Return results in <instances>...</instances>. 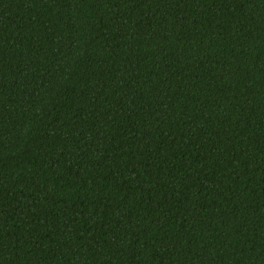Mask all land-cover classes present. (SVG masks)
<instances>
[{
  "label": "trees",
  "instance_id": "1",
  "mask_svg": "<svg viewBox=\"0 0 264 264\" xmlns=\"http://www.w3.org/2000/svg\"><path fill=\"white\" fill-rule=\"evenodd\" d=\"M0 264H264V0H0Z\"/></svg>",
  "mask_w": 264,
  "mask_h": 264
}]
</instances>
